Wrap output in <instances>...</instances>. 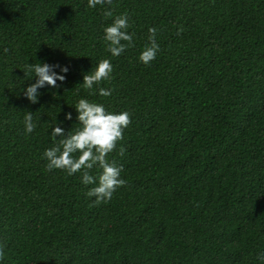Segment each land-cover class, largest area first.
<instances>
[{"label": "trees", "instance_id": "trees-1", "mask_svg": "<svg viewBox=\"0 0 264 264\" xmlns=\"http://www.w3.org/2000/svg\"><path fill=\"white\" fill-rule=\"evenodd\" d=\"M123 14L134 46L113 57L104 28ZM102 59L111 79L90 94ZM36 63L69 70L33 104ZM80 99L131 120L108 155L126 183L99 205L80 172L45 169ZM0 245V264H264V0H0Z\"/></svg>", "mask_w": 264, "mask_h": 264}, {"label": "clouds", "instance_id": "clouds-1", "mask_svg": "<svg viewBox=\"0 0 264 264\" xmlns=\"http://www.w3.org/2000/svg\"><path fill=\"white\" fill-rule=\"evenodd\" d=\"M112 0H87V6L95 8L97 5H111ZM106 15L111 16L108 11ZM130 27L126 14L117 16L110 26L104 28L103 39L107 44V51L113 56L118 57L127 48L134 46V33L126 30ZM157 29L148 28L147 40L143 51L139 55V60L149 65L159 51L156 41ZM7 49H5V52ZM60 68L62 73L68 72V67L60 65H49L47 63L28 64L26 71L33 73L35 83L24 90V96L28 101L35 104L38 102V89L47 86L58 87L57 81L63 82L64 75H58L54 68ZM113 71L112 63L109 59H102L96 67L83 75L82 86L92 94L93 86L100 85L103 81L111 79ZM98 94L102 97L111 95V90L99 87ZM76 116L75 130L69 131L65 136V131L60 126H53L51 138L53 146L46 149L43 153L47 161L46 171L61 170L67 175L72 176L81 173V183L84 185H95L91 187L86 195L94 197L93 203L99 205L109 201L115 191L125 185L126 181L121 178L122 169L114 161L108 160V155L116 149L117 143L123 139V132L131 123L128 112L114 114L107 112L103 104L89 102L87 99H80L75 104ZM65 119L71 120L72 115L68 113ZM25 132L32 133L36 125L33 123V115L26 112L24 117ZM60 137V139H56ZM125 149L120 148L119 154L124 155ZM79 153L77 156L76 154ZM99 169L98 175L90 174L93 168ZM4 246L0 245V260L4 258ZM264 260V254L258 257Z\"/></svg>", "mask_w": 264, "mask_h": 264}]
</instances>
